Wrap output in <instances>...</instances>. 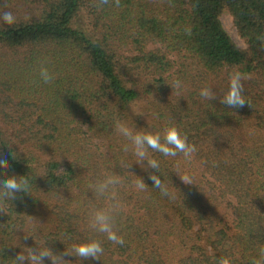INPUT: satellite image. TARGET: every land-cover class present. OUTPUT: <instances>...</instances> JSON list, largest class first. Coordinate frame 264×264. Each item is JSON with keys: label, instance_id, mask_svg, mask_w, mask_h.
Wrapping results in <instances>:
<instances>
[{"label": "trees", "instance_id": "16d2710c", "mask_svg": "<svg viewBox=\"0 0 264 264\" xmlns=\"http://www.w3.org/2000/svg\"><path fill=\"white\" fill-rule=\"evenodd\" d=\"M4 11L15 23L0 20V153L11 164L0 179L26 176L30 187L0 202V264H15L26 247L72 252L92 240L104 249L100 260L65 259L264 264V0H0ZM225 14L245 48L224 29ZM42 66L52 82L41 79ZM234 71L246 77L251 106L219 102ZM204 87L217 99L202 98ZM117 122L133 134L161 133V142L174 126L197 151L189 161L148 149L156 172ZM111 175L120 178L115 200L95 191ZM116 202L122 246L89 226L94 211Z\"/></svg>", "mask_w": 264, "mask_h": 264}, {"label": "clouds", "instance_id": "9594fccd", "mask_svg": "<svg viewBox=\"0 0 264 264\" xmlns=\"http://www.w3.org/2000/svg\"><path fill=\"white\" fill-rule=\"evenodd\" d=\"M102 4L108 3V0H101ZM120 0H116V5L119 6ZM0 20L4 23L12 25L15 23V17L9 11L0 13ZM259 39V38H258ZM40 76L44 83H50L54 79V76L48 71L46 67H41ZM246 77L239 71H234L229 77V86L227 92L220 99L222 105L227 106L230 109H239L245 105L251 106L245 99V81ZM171 88L179 89L182 84L181 81L176 80L174 84L170 85ZM200 96L207 100H215L217 96L215 92L209 87H204L200 90ZM116 131L131 141L134 148V154L138 158L139 162H147V168L159 171L160 164L154 158L148 157V149L154 152H159L164 156L176 157L178 154H182L185 160H191L193 154L197 151L195 145L188 143L186 135L182 136L180 131L176 127H168L163 132V142H161V133H148L138 131L133 134V131L129 129L124 123L117 122L115 125ZM124 151H128V147L125 146ZM13 159L15 155L11 154ZM30 167V166H29ZM0 169L4 170V173L11 169L8 156L0 153ZM180 180L185 185H192V177L187 174L177 173ZM149 179L153 182L154 187L160 191V193L168 198L174 199L175 193L170 191L168 186L161 180L159 175L150 174ZM120 183V178L116 175L108 176L102 182L95 185V191L99 195H106L111 192V199L115 200V187ZM30 187L29 177L26 176H11L9 178L0 179V202L6 199H16V194L19 192L27 193ZM147 185L144 179L139 178L135 181V188L138 191H145ZM119 208V203H113L109 208L104 210H96L91 214L89 226L98 231L99 233L106 234L107 239L115 244L123 245L124 239L117 235L114 230V217L113 213ZM28 236H25L27 239ZM4 249L0 248V254H3ZM27 254L24 251L16 255L14 261L15 264H44L45 259L51 261V264H71V261L65 259V257L75 256L82 260H100V256L103 254L104 249L101 242L92 240L90 242L80 243L74 245L72 252L64 251L54 253L50 248H32L26 247ZM74 253V255H73ZM261 256L264 257V249H261ZM219 264H231L230 259L221 257ZM259 264V262H257Z\"/></svg>", "mask_w": 264, "mask_h": 264}, {"label": "rangeland", "instance_id": "374dc122", "mask_svg": "<svg viewBox=\"0 0 264 264\" xmlns=\"http://www.w3.org/2000/svg\"><path fill=\"white\" fill-rule=\"evenodd\" d=\"M222 24L224 26V29L226 32L230 35V37L233 39V41L241 48H245L246 45L244 44L243 40L240 38L237 29L235 28L233 24L232 18L225 14L222 17Z\"/></svg>", "mask_w": 264, "mask_h": 264}]
</instances>
